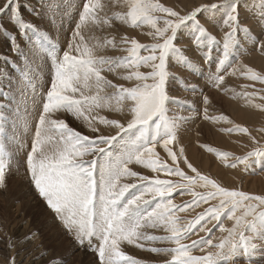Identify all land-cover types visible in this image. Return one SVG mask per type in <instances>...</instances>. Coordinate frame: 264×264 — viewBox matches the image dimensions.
<instances>
[{
    "label": "snow or ice",
    "instance_id": "obj_1",
    "mask_svg": "<svg viewBox=\"0 0 264 264\" xmlns=\"http://www.w3.org/2000/svg\"><path fill=\"white\" fill-rule=\"evenodd\" d=\"M115 4L126 11L113 16L100 0H81L61 45V0H0V18H7L0 21V80L20 73L18 97L0 88V191L23 169L71 246L61 253V237L45 239L30 225L9 232L5 220L4 264H70L75 250L91 253V264H142L126 246L154 254L158 264H264V195L221 186L193 166L181 144L184 126L201 116L233 124L209 115L213 100L205 91H228L226 77L251 81L241 95L264 111V103H251L264 101V88L248 91L264 85V70L233 59L244 41L264 55V0ZM116 22L146 25L151 42L104 35ZM42 60L50 76L38 90ZM177 85L192 94L191 114L179 119L170 116V105L180 104ZM225 131L246 137L251 149L217 152L221 162L264 171V128L257 135L238 124ZM181 197L190 199L176 203Z\"/></svg>",
    "mask_w": 264,
    "mask_h": 264
},
{
    "label": "rangeland",
    "instance_id": "obj_2",
    "mask_svg": "<svg viewBox=\"0 0 264 264\" xmlns=\"http://www.w3.org/2000/svg\"><path fill=\"white\" fill-rule=\"evenodd\" d=\"M80 2L81 0H61V8L56 17V28L60 29L61 45H63L64 36L69 34L70 30L74 27ZM159 2L165 6L176 5L177 7L191 8L194 4L218 3L220 0H159ZM100 3L106 6L105 11L109 15L115 16L117 13L123 14L126 11L122 5L117 6L115 0H100ZM219 19L220 17H217L218 21ZM6 20V17L0 18V21L3 22H6ZM116 25L118 28H113V33L106 30L103 34H117L118 32L119 35H128L131 38H136L141 43L151 42L150 37L146 36V32L148 31L146 25L139 29H132L127 25L119 24V22H116ZM97 34L99 35V33ZM107 54L112 56L125 55L123 52L113 50H109ZM233 59L235 62L253 67L257 71L264 70V55L258 51H254L253 46L248 41H244L242 46L236 50V56ZM40 65L39 70L36 72L38 79L34 83L38 90H43L49 81L50 64L47 60H42ZM9 71H12V69H9ZM19 75L20 73L17 69L7 80H0V88L18 97L16 77ZM109 78L114 79L111 75ZM206 79L205 73V75L201 76V87H205ZM226 83L228 86V91L226 92L209 91L205 87V91L212 97V106H214L210 107L209 115H216L215 117L217 118L221 116L227 117L233 124L230 125L222 120L214 124L211 120H204L201 116L194 123H188L184 126V130L181 133V144L185 147L186 156L193 166L202 174L215 179L221 186L241 190L252 195H264V171H261L259 166L254 165L253 169L247 173L241 169H230L216 155L217 152H228L238 156L245 154L251 149V145L246 137H242L239 133H228L224 129L238 124L242 127H248L254 135H257L256 130L264 128V111L252 107L241 95V92L244 91L243 85H251L252 82L237 74L236 76L226 77ZM261 88H264V85L255 84L248 91L252 92ZM173 98L180 101V104L170 105V116H175L178 119L189 116L191 113L187 106L192 102V94L184 91L182 85H177ZM251 103H264V101H260L257 98ZM236 104H238L241 111L243 110L242 113H239L241 115L236 114L232 109ZM6 128L7 135L10 138L13 134L11 121ZM185 134L187 135L185 136ZM182 135L185 137L183 136V138ZM193 145L194 147H192ZM190 147L195 150L193 152L189 151ZM209 148L212 151H209ZM22 174L23 169L20 170L19 174L14 171L12 179L8 182V190L6 192L0 191V222L5 220L8 222L9 232H27L30 225L39 229L45 239L55 240L57 237H61L58 249L61 253L68 251L71 246L67 238L62 237L59 223L38 198L28 182L23 179ZM187 199L190 198L181 197L177 198L175 202L181 203ZM227 224H230V222H226V226ZM0 239H3L2 234H0ZM0 248H3V244H0ZM125 250L129 254L134 255L135 258L140 259L142 264H158L157 259L154 258V254L134 249L131 246H126ZM91 261V253L75 250L70 264H91ZM0 264H4L2 257H0Z\"/></svg>",
    "mask_w": 264,
    "mask_h": 264
},
{
    "label": "bare ground",
    "instance_id": "obj_3",
    "mask_svg": "<svg viewBox=\"0 0 264 264\" xmlns=\"http://www.w3.org/2000/svg\"><path fill=\"white\" fill-rule=\"evenodd\" d=\"M118 28V27H117ZM109 31H112V33H113V29H111V30H109ZM109 33V32H108ZM114 33H115V31H114ZM110 34V33H109ZM108 34V35H109ZM107 35V34H106ZM260 61V60H259ZM263 62V61H262ZM233 83V82H232ZM231 86V85H230ZM239 102V101H238ZM241 102V101H240ZM247 105V104H246ZM244 106V105H243ZM249 106V105H248ZM211 107H214V106H211ZM244 107H246V106H244ZM232 109L234 110V112H236V114H239V113H242V111H241V109L239 108V106H238V104H236L235 106H233L232 107ZM238 112V113H237ZM239 115H241V114H239ZM216 116V115H215ZM215 124V123H214ZM223 128V127H222ZM225 130V129H224ZM187 134H185V136H186ZM184 135H182V137H183ZM184 136V137H185ZM190 136V135H189ZM183 137V138H184ZM188 137V136H187ZM192 147H194V145L192 146ZM196 148V147H195ZM195 150V149H194ZM191 147H190V150L189 151H191V152H193L194 151ZM254 186V185H253Z\"/></svg>",
    "mask_w": 264,
    "mask_h": 264
}]
</instances>
